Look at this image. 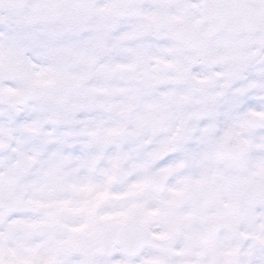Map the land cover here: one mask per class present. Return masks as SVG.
I'll return each mask as SVG.
<instances>
[{"label": "clouds", "instance_id": "clouds-1", "mask_svg": "<svg viewBox=\"0 0 264 264\" xmlns=\"http://www.w3.org/2000/svg\"><path fill=\"white\" fill-rule=\"evenodd\" d=\"M0 264H264V0H0Z\"/></svg>", "mask_w": 264, "mask_h": 264}]
</instances>
